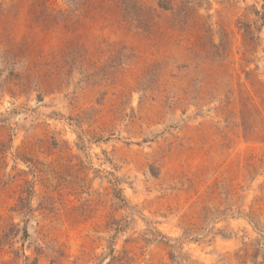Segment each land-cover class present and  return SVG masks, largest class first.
<instances>
[{
  "label": "rangeland",
  "instance_id": "rangeland-1",
  "mask_svg": "<svg viewBox=\"0 0 264 264\" xmlns=\"http://www.w3.org/2000/svg\"><path fill=\"white\" fill-rule=\"evenodd\" d=\"M133 1L0 0V264H264V0Z\"/></svg>",
  "mask_w": 264,
  "mask_h": 264
},
{
  "label": "trees",
  "instance_id": "trees-1",
  "mask_svg": "<svg viewBox=\"0 0 264 264\" xmlns=\"http://www.w3.org/2000/svg\"><path fill=\"white\" fill-rule=\"evenodd\" d=\"M69 5H73L75 4L76 0H66ZM123 1V5L125 6V11L128 15H132V16H135L136 18H138L139 16L142 15L143 13V22H148L151 20H153V17L156 16L155 14H153V11L149 10V9H145V8H141L139 7L138 3L133 1V0H122ZM190 4V2H188ZM158 8L161 10V11H168V12H171L173 13V15H175V18L179 17L181 12H184V11H188L190 12L191 11V8L189 7L188 4H182L178 9L180 10H175L173 5H171L170 3H168L167 0H164V1H161L158 3ZM77 10L76 9H73L71 12H70V16L67 20L69 22H71V20H73L72 18H74L73 16H75V12ZM174 12H176V14H174ZM78 19H76V22L75 24L77 23ZM74 59L76 58H73V62ZM11 67H13V65L10 64L9 66V69L11 70ZM10 76H12V74H10ZM113 190H114V193H115V197L117 199H119L121 202L125 203L126 200L125 198L123 197L122 195V191L120 189H117V186H118V180L116 177L113 176ZM27 192V197L25 200L21 199L20 200V203H21V208L20 210H24V209H27V213H30L31 212V209H30V204H29V201L32 197V195L34 194L31 186H29V189ZM24 203V204H23ZM22 237L21 239L22 240H26L28 238V233H27V230L26 229H23L22 231ZM20 230H15V227L13 225H11V227L3 232L2 236L0 237V251H2L5 247H11L12 246V242L13 240L18 237V235L21 233ZM22 257L24 258L25 262H29V258L25 255L22 254ZM29 264H37V260H34V262L32 263H29ZM108 264H111V262H109Z\"/></svg>",
  "mask_w": 264,
  "mask_h": 264
}]
</instances>
